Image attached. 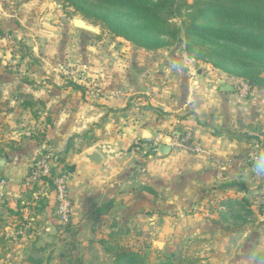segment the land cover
<instances>
[{
  "label": "crops",
  "instance_id": "1",
  "mask_svg": "<svg viewBox=\"0 0 264 264\" xmlns=\"http://www.w3.org/2000/svg\"><path fill=\"white\" fill-rule=\"evenodd\" d=\"M20 5L17 10H4L0 4V62L25 58L7 53L2 37L4 29L16 32L19 23L24 25L27 30H20L35 42L27 45L44 51L34 53L41 58L37 59L40 63L28 72L29 83L23 85L24 91L34 101L41 100L45 116L47 110L53 111V116L50 125L42 117L43 127L37 133H25L26 130L24 134L28 136H16L14 147L0 154V159L4 158L0 166V233L11 237L17 264H38V260L28 258L33 251L41 252L42 259L47 260L51 251L58 254L59 250L58 257L50 259L52 264L67 263L72 256L77 257L78 264H87L86 256L90 264L96 263L93 255L97 252L108 256L101 240L107 239L114 226L122 222L125 231L126 221L136 210L144 208L147 212L152 207L155 210L151 218H139L143 222L155 220L148 223L147 229L161 236H214L213 260L225 263L234 238L244 229L227 230L208 221L195 211L196 203L191 204L190 198L195 192L194 184L207 182L208 187L239 178L242 160L252 155L251 150L247 143L227 132L243 127L240 117L243 111L256 109L251 106L253 102L241 104L236 89L218 91L221 79H215L212 72L202 79L192 68L181 69L178 62L182 60H177L178 67L172 71L143 67L149 59L158 64L163 57L158 51H141L134 56L86 51L81 57L73 56L70 60L82 62L79 67H84V77L97 89V95L87 100L79 92L72 94L70 87L57 84L55 78L60 77L51 67L62 35L67 39L73 33L84 39L85 30L75 28L58 6L47 9L40 0H22ZM54 16L56 21L52 23L57 27L49 26L48 33L42 31L41 25H49L51 20H47ZM38 19L42 24L36 22ZM8 76V72H0V79ZM11 81L9 77V83H5L13 92ZM200 121H206L207 127ZM182 130L193 133L192 141L200 151L174 148L169 141L171 151L159 155V145ZM136 142L143 143L138 150ZM45 156L52 158L57 171L73 168L69 170L71 215L66 228L60 227L54 216L56 194L51 182H30L27 178ZM179 175L187 177V182L180 184L183 191L174 196ZM153 177L166 194L165 201L160 199L162 194L150 196L140 191L147 187L139 185H149ZM165 202L176 211V218L164 214ZM191 207L194 211L187 218L182 216L180 211ZM24 227L28 228L22 235Z\"/></svg>",
  "mask_w": 264,
  "mask_h": 264
},
{
  "label": "rangeland",
  "instance_id": "2",
  "mask_svg": "<svg viewBox=\"0 0 264 264\" xmlns=\"http://www.w3.org/2000/svg\"><path fill=\"white\" fill-rule=\"evenodd\" d=\"M40 1L47 4V9L53 10L58 6L65 14L66 10H68V12H71L70 14L68 13L69 19H72L73 16L82 17L78 13H72L73 9L70 7L64 9L61 0ZM20 3H22V0H0V4L3 6L4 10H9L11 7L17 10L22 7ZM65 6L67 5L65 4ZM50 20L51 22L49 25L42 24V21H39V19L36 22H40V24H42L41 30L48 33L49 30L47 28H49V26L53 27L52 25H55L57 27L56 23H52V21H56V17L54 16L47 21ZM86 21L93 24L89 20ZM94 26H96L98 31L96 33L84 31L83 34H87V37L84 39L73 33L70 36L68 35L67 39H64L66 35H62L60 38L61 42L56 46L57 50L54 53L55 60L53 62V67H51L54 69L55 74L60 77L55 78L58 80L57 84L63 87H70L71 93L79 92L86 96L87 100L97 95V89H93L88 78L84 77V67H79L82 62L79 60H70L73 56H77V58L79 56L81 57L86 51L102 54L117 53L118 55L129 53L133 54L132 56H134V54H140L139 52L141 51H151L137 47L122 37H114L113 35H110L108 31L100 25ZM21 28L26 29L24 25L19 23L16 32L6 31V29L3 30L4 34L2 37L5 40L3 48L5 51L12 55L21 56L24 54L25 58H14L13 60L8 58L0 62V72H8L10 75L7 78L4 77V80L0 79V154L1 151L6 152V149H12L14 147V143H17L15 138L21 137L18 135L21 134L22 136H28V134H24L26 130L25 133H37L38 129L40 130L43 127L42 119L45 116V106L40 102V99H37L34 104H25L27 101H34L32 95L28 91H24L25 87L23 86L25 83H29L30 75H28V72L30 73V69L40 63V61L39 63L37 61L40 57L35 56L34 53L37 52L38 54H41L40 52L44 53V51L37 48V46H35V49L32 48V46H28L27 43L34 44L35 42L32 40V36L22 32V30H20ZM56 36L58 37L59 35ZM183 41V39L181 42L174 41L167 47L153 50L152 52H160L158 54H162L161 56L163 57H160L158 64L151 61L148 57L149 61L142 66L148 70L154 69L165 71L167 69L172 71L178 67L177 60H182L178 62L181 64V69L184 68L187 70L192 68L196 73L201 74L202 79L207 76V72H212L215 79L219 78L226 82L234 83L238 95V101L241 102L240 99H242L243 103L241 104L244 105H246V102L249 104V102L251 103L252 101L253 103L251 106L256 108L247 113H245L246 111H243L244 114L240 117V120H244L241 129L236 130L233 127V130L229 129V132H227L232 137L234 136L246 140L244 142L249 145L251 154L253 155L255 153L258 156L256 161L252 162V160H250L252 155L243 159L240 165L242 166L240 167L242 169V171L239 172L240 176L237 180H232V182L229 180L225 182L220 181L213 185H208V187L207 182H203L201 184L202 186L200 184H194L195 192L190 198L191 204L196 203L195 211L200 213L203 218L227 230L242 227L241 229H244V232L241 234L238 233L236 238H234V244L230 246L229 253L227 254L229 255L227 261H225V263H219L218 260L220 259L213 260V249L215 246L214 236L207 237L206 235L201 236L192 234L189 237L161 236L156 231L147 229L149 227L148 223H153L155 220L149 219L143 222V220L141 221L139 218H143L144 216L146 218H151L150 216L155 210V207H152V209H149L147 212L144 208L139 211L136 210L131 215L130 219L126 221L125 231H123V223L118 222L113 230V233L117 234L113 237L115 244L119 245L118 248L121 246L126 250L141 251L144 255H147L148 260L151 263L161 260L162 258H168L172 254L175 255V258L182 257L186 254L191 257H197L200 259L201 264H264V150L262 148L264 144V80H258L257 82L259 85L251 86L248 79L237 77L234 74H229V72L216 68L212 64L208 54V48L213 47L214 45L206 42L196 47L195 50L201 49L197 53V58L187 56ZM23 45L27 46L26 50L21 49V46ZM40 48H43V46L40 45ZM54 49L55 48H53L52 52ZM64 55H66V58ZM32 58H35L36 62H33ZM131 58L134 60V57ZM9 77H12L11 83L15 86L13 92L9 90L10 86L6 85L10 82H7ZM261 78H264V69ZM67 81H72L78 84L79 88H74L70 85L66 86ZM53 85L55 87L56 84L52 82V86ZM244 86H246V89L242 91ZM50 112L53 111L47 110L48 115H46L44 119L49 125L51 124L53 116ZM199 124L207 127L206 121H200ZM186 132V130H182L178 136H182V134H185ZM190 133L193 135L192 132ZM244 134H249L253 137L255 136V139H248ZM259 139L260 141H258ZM251 164L256 165L257 169L255 170ZM158 182L159 181H156L155 177H153L152 180L147 182L149 185H139L141 188L144 186L147 187L140 191L147 193L150 196L157 195V193L158 195L162 194V198L160 199L165 201L166 194H163V190L158 188ZM183 182H187V177L183 176L182 178V176L179 175L176 179L177 186L174 196L183 191V188L180 187V184ZM233 182H238L237 186H233ZM241 187L243 189H241ZM200 188L203 189L200 190ZM198 190L200 191L198 192ZM228 191L230 193H228ZM231 193L234 194L231 198L239 199L244 197L248 200L250 204V213L243 210L242 213H240V217L236 218L235 221L229 219L227 222H221L218 215V207L220 206L219 202L222 199L230 198L229 196ZM166 204H168V202H165V205L163 206L165 210L164 214H167L170 218H176V214L173 213L176 211L169 207L170 205ZM191 208L192 209H182L180 211L181 213H184L182 216L187 218L188 215L194 211L193 207ZM145 223L147 227L144 226ZM181 223L184 222L181 221L180 224ZM243 234H245L244 237ZM245 241L246 243H244ZM158 242H160V244ZM233 247L235 248L234 251L232 249ZM59 252L60 250L58 251V254ZM58 254H52L51 251L48 254L47 260H41V264H52L50 259L58 257ZM15 256H17V254H15L12 247H9L8 250L2 254L0 264H17ZM93 256L94 259H96L94 261L97 262H92L91 264H113V261L110 259L111 257L109 258L106 254L97 252V254ZM86 258L87 262H85L90 264L87 256ZM76 260L77 257L72 256L71 259L64 264H78Z\"/></svg>",
  "mask_w": 264,
  "mask_h": 264
},
{
  "label": "trees",
  "instance_id": "3",
  "mask_svg": "<svg viewBox=\"0 0 264 264\" xmlns=\"http://www.w3.org/2000/svg\"><path fill=\"white\" fill-rule=\"evenodd\" d=\"M61 1L64 9L72 8V13L80 14L94 25L105 28L110 35L122 37L137 47L153 51L183 39L187 56L197 58L201 49L195 50L196 47L206 42L214 45L208 48V54L216 68L248 79L251 86L259 85L258 80H264L261 78L264 69V0ZM68 13L71 12L66 10L67 17ZM21 49L26 50L27 46L23 45ZM68 85L79 88L72 81H67ZM244 135L255 139V136ZM262 148L264 150V144ZM232 184L237 186L238 182ZM219 203L225 208L218 212L221 222L235 221L243 210L250 213V204L244 197L225 198ZM116 235L111 232L106 240H101L113 264H201L200 259L186 254L179 258L172 254L151 263L141 251L118 248L113 238ZM11 242V237L0 233V258ZM28 258L33 261L31 256Z\"/></svg>",
  "mask_w": 264,
  "mask_h": 264
},
{
  "label": "built area",
  "instance_id": "4",
  "mask_svg": "<svg viewBox=\"0 0 264 264\" xmlns=\"http://www.w3.org/2000/svg\"><path fill=\"white\" fill-rule=\"evenodd\" d=\"M231 84L234 85V83L232 82ZM245 89L246 86H244L242 91H244ZM142 144L143 143L141 142H136L135 149L138 150L140 147H142ZM170 145L174 148L186 149L195 153L200 151L199 145L197 143H193L192 135L189 131H187L185 134H182V136H173L170 139ZM256 158H258V156L254 153L250 160H252L253 162L256 161ZM53 162L54 161H52V158H50L49 156L43 157L39 162V165L29 173L27 178L30 182H34V181L51 182L56 194V205L54 209V216L58 221L59 225L67 226L69 224L70 215H71V199L68 195V179L71 175V172L65 169H60L58 171L55 170L53 166ZM251 165L255 170L257 169L256 165L253 164ZM0 201H1V194H0ZM218 209L219 211L225 210L223 205H220ZM27 228L28 227H24V229L21 231L22 235L26 234Z\"/></svg>",
  "mask_w": 264,
  "mask_h": 264
},
{
  "label": "water",
  "instance_id": "5",
  "mask_svg": "<svg viewBox=\"0 0 264 264\" xmlns=\"http://www.w3.org/2000/svg\"><path fill=\"white\" fill-rule=\"evenodd\" d=\"M72 21V25L75 28L81 29V30H85L88 32H92V33H96L98 30L96 28V26H94L91 23H88L85 19H83L80 16H73V18L71 19ZM219 86L217 88L218 91L221 92H233L235 87L233 84L226 82L225 80L221 79L219 82ZM170 141L169 138H166L164 140L163 143H161L157 149V152L159 155H166L171 151V147L168 144ZM4 162V158L0 159V166L3 165ZM160 244V242H158ZM30 256L34 259V260H42L43 258V254L41 252H37V251H33L30 253Z\"/></svg>",
  "mask_w": 264,
  "mask_h": 264
}]
</instances>
